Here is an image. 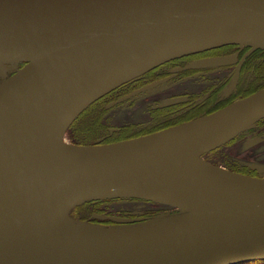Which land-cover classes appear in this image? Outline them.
<instances>
[{"label": "water", "instance_id": "water-1", "mask_svg": "<svg viewBox=\"0 0 264 264\" xmlns=\"http://www.w3.org/2000/svg\"><path fill=\"white\" fill-rule=\"evenodd\" d=\"M239 43H264V0H0V59L27 61L0 86V264L264 260V178L201 158L264 119V89L151 135L63 141L121 85L172 59ZM118 199L180 213L110 227L64 217Z\"/></svg>", "mask_w": 264, "mask_h": 264}, {"label": "flooded vegetation", "instance_id": "flooded-vegetation-1", "mask_svg": "<svg viewBox=\"0 0 264 264\" xmlns=\"http://www.w3.org/2000/svg\"><path fill=\"white\" fill-rule=\"evenodd\" d=\"M257 46V43L230 44L184 55L116 88L90 107L98 103L108 106L150 87L118 105L131 106L135 116L140 111V118L118 125L102 140L118 142L181 126L214 114L264 89V48ZM26 64L27 61L17 58L0 63V80H6ZM159 81L165 82L155 86ZM162 86V89H157ZM257 124L264 127V119ZM105 213L93 210L88 218L83 215L79 218L91 224L115 225L109 220L114 215ZM97 215L108 219L99 223Z\"/></svg>", "mask_w": 264, "mask_h": 264}, {"label": "rangeland", "instance_id": "rangeland-1", "mask_svg": "<svg viewBox=\"0 0 264 264\" xmlns=\"http://www.w3.org/2000/svg\"><path fill=\"white\" fill-rule=\"evenodd\" d=\"M259 48H264V43L260 44ZM11 59L13 58L0 59V63L10 61ZM13 75L9 77H12ZM4 82L5 79L0 80V86ZM163 82L165 81H159L155 84V86H158ZM163 87L164 86L157 87V89L159 90L162 89ZM149 88L150 87H146L141 91L148 90ZM139 92L131 94L126 98L121 99V101L110 104L108 106L105 103H103L102 105H99L100 103H98L97 105L93 106V108H91L88 112H86L83 116H81L79 120L77 119L78 121L77 122L75 121L76 123L75 122L74 123L76 126H79V124H81V122L84 120L85 116L89 112H93L96 110L97 107H100L98 110L95 111L96 112L95 117L98 119V121H100L101 124H103L104 127L110 130V132H107L106 136H108L111 132H114L115 128L120 124L115 120L116 114L114 110L118 108V105L120 103L124 102L123 100L129 99L133 97V95L138 94ZM108 101L112 102L113 100H108ZM140 115L141 112L137 111L136 116L130 121H133L135 118H140L139 117ZM119 116H120V112L118 114V121H119ZM74 126L69 132L67 131L68 133L66 132L65 137L63 139L65 144L71 145V142L68 140L67 134H69L70 132L74 133L76 127ZM85 141H82V143L90 144L94 142L92 140H89L88 138ZM201 158L206 163L212 164L214 166L226 170L231 169L230 171L233 172L244 173L246 175H250L257 178H264V127H262L260 124H256L251 128H249L248 130H246L245 132H243L242 134H240L231 142L203 154ZM91 202L95 203L99 201H91ZM83 205H86V203L79 206H83ZM75 208L77 209L79 207H71L66 214L69 217V219H71V221L77 222V220L75 219L72 213L75 210ZM98 208L99 209L103 208L106 211L105 215L107 214L114 215L109 217L110 221H113L115 223L130 222L133 225L148 221H155L157 219L173 216L180 213L179 211H177V209L172 208L170 206L155 202H150L146 200H141V199H118L115 201H108L106 203H102L98 205ZM90 213H92V211ZM104 216L97 215L96 217L99 220L108 219L105 218ZM117 217H122V219H115ZM119 220H123V222ZM80 221L82 222L81 219L79 220V222Z\"/></svg>", "mask_w": 264, "mask_h": 264}, {"label": "trees", "instance_id": "trees-1", "mask_svg": "<svg viewBox=\"0 0 264 264\" xmlns=\"http://www.w3.org/2000/svg\"><path fill=\"white\" fill-rule=\"evenodd\" d=\"M93 106L88 108L81 116H83L86 112H88L91 108H93ZM99 108L100 107H97L96 110H98ZM95 111L89 112L85 116L81 124H79V126H76L75 123L80 119L81 117L80 116L78 120H76V122L71 126V128H69L68 132L73 128L74 125L76 126V127L74 126L75 127L74 133L70 132L69 134H67L68 140L71 142V144H74V145H103V144L113 143V142H109L106 140L105 141L102 140V138L105 137L107 135V132H110V130H108L106 127L103 126V124L100 123V121H98V119L95 117V113H96ZM87 138L94 142L91 141L92 143L89 142L90 144L82 143V141H85ZM108 201H115V200L99 201L95 203L88 202L86 203V205L77 206L79 208L77 209L75 208V210L72 213L75 219H78V220H80L79 217L82 216L83 213H84L83 216L88 218L89 213L93 210H100L102 212H106L103 208L99 209L98 205L102 203H106ZM103 221L104 220H100L98 222L102 223ZM107 223L108 222H105L104 224H107ZM240 264H264V260H256V261L245 262V263H240Z\"/></svg>", "mask_w": 264, "mask_h": 264}, {"label": "bare ground", "instance_id": "bare-ground-1", "mask_svg": "<svg viewBox=\"0 0 264 264\" xmlns=\"http://www.w3.org/2000/svg\"><path fill=\"white\" fill-rule=\"evenodd\" d=\"M89 108V107H88ZM87 108V109H88ZM86 109V110H87ZM85 110V111H86ZM84 111V112H85ZM83 112V113H84ZM114 112H115V120H116V122H118V123H120L119 125L120 126H122V124L124 123V122H126V121H128V120H132L134 117H135V110L131 107V106H124V107H118L117 109H115L114 110ZM119 112H120V116H119V121H118V114H119ZM82 113V114H83ZM81 114V115H82ZM80 115V116H81ZM132 139H134V138H132ZM127 140H130V139H127ZM122 141H126V140H122ZM118 142H121V141H118ZM71 145H74V144H71ZM80 146H85V145H80ZM58 147V148H57ZM57 149H63V147H64V144H63V142H62V139H59L58 140V143H57ZM197 160V159H196ZM64 214V213H63ZM65 216H67L66 214H64V217Z\"/></svg>", "mask_w": 264, "mask_h": 264}]
</instances>
